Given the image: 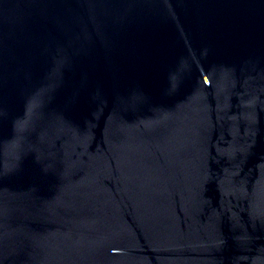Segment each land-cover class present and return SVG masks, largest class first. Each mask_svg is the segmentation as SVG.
<instances>
[{"label":"water","instance_id":"95a60500","mask_svg":"<svg viewBox=\"0 0 264 264\" xmlns=\"http://www.w3.org/2000/svg\"><path fill=\"white\" fill-rule=\"evenodd\" d=\"M0 264H264V0H0Z\"/></svg>","mask_w":264,"mask_h":264}]
</instances>
